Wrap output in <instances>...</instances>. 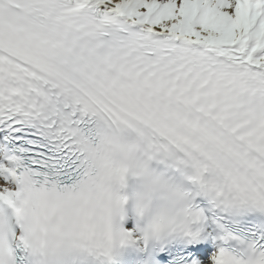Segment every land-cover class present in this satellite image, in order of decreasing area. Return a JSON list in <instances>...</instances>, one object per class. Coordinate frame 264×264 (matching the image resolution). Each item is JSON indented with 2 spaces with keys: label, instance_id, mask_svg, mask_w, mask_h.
Wrapping results in <instances>:
<instances>
[{
  "label": "snow or ice",
  "instance_id": "snow-or-ice-1",
  "mask_svg": "<svg viewBox=\"0 0 264 264\" xmlns=\"http://www.w3.org/2000/svg\"><path fill=\"white\" fill-rule=\"evenodd\" d=\"M0 264H264V0H0Z\"/></svg>",
  "mask_w": 264,
  "mask_h": 264
}]
</instances>
